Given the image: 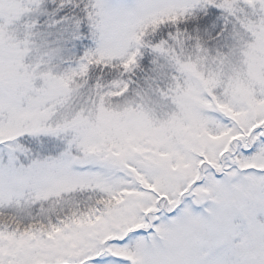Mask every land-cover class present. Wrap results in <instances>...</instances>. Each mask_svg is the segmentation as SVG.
<instances>
[{"label":"snow or ice","instance_id":"obj_1","mask_svg":"<svg viewBox=\"0 0 264 264\" xmlns=\"http://www.w3.org/2000/svg\"><path fill=\"white\" fill-rule=\"evenodd\" d=\"M0 264H264V0H0Z\"/></svg>","mask_w":264,"mask_h":264}]
</instances>
